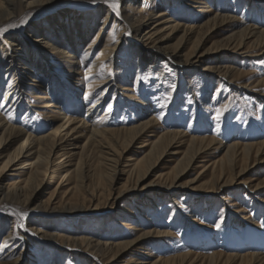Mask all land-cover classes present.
Here are the masks:
<instances>
[{"label":"rangeland","instance_id":"rangeland-1","mask_svg":"<svg viewBox=\"0 0 264 264\" xmlns=\"http://www.w3.org/2000/svg\"><path fill=\"white\" fill-rule=\"evenodd\" d=\"M165 2L166 5L164 6L162 0H119V11L122 8H130L135 13L149 18L151 12H157L155 15H158V11L161 9L166 14L162 16L163 19L161 18V21L157 24L158 26H165L164 24L161 25V22L169 16L181 23H193L198 21L201 16L205 17L203 21L206 20L207 17L212 16L218 10L223 14L226 12L236 14L238 17H242L246 24L264 27V0L259 5H255L256 2L252 5L247 0H207V4L210 6L208 9H211L209 12L201 10L203 7L200 3H196V0H192L191 4L189 3L191 6L197 5L194 9H190L187 4L180 3L178 0H165ZM14 4L16 9L14 10L13 18L3 28H7L10 24L19 26L8 28V31L3 36H0V44L4 47L0 48V112H4L1 100L5 97V86H10L11 84L8 62L14 56L17 60H28L30 57L26 53L33 49L31 46L25 49L29 44L36 49H39V46L45 47L44 44H41L44 42H33L36 34H39V30H41L49 39L47 42L54 44L57 48L52 51L51 62L49 59L46 61V58L45 61L62 82H68L69 87H72H66L62 82L59 84L60 86L52 84L47 91L49 97L56 102L57 106L66 115L89 119L90 114L86 112L87 106L92 104V102H97L101 92H104V88L101 86L94 93L88 94L91 98L85 101L87 94L86 82L83 77L86 74L83 71L90 61L98 57L106 39L109 38L111 41L117 42L119 38H122L123 43L117 52L118 60L112 68L113 77L119 92L116 91L117 94H113L115 91L112 89L106 91L105 102L99 110L95 109V113L93 112L95 120L105 119L110 126H129V124L136 123L144 113L138 108L140 102L145 104L153 103L154 105L168 108L165 116L158 121L165 129H179L188 135L214 136L216 139L227 140L228 142L233 138H236L235 140H243V142L264 139V101L260 98V94L264 92L261 86L256 84L259 78L264 77V59L257 62V60L249 56V53H240L241 51L236 53L224 48L215 53H207L204 57L205 65L231 64L235 68L246 72L245 77L241 78L237 83L223 82V87L216 91V84L219 81L217 79V69L210 71L208 75L204 74V70L190 73V69H186L182 74H179L175 70L176 64H172V69L166 73L167 79L157 75L156 70H149L143 68V66H141L143 69L138 71L137 68L140 66L136 63L138 61L137 53L128 44L137 42L136 37L139 33L136 34V31L128 26L121 15L115 14L114 9L108 13L109 4H105L107 7L101 8H99L100 2L92 3V0H54L44 4L34 3L30 6H27V0H17ZM206 14H209V16ZM25 17H27V23L21 25L20 21ZM156 18L160 19L157 16L151 20L156 21ZM104 20H106L105 24ZM85 24H92V30L81 41L78 48L79 51L75 52L77 61H81L83 64L79 72L72 74L71 79L67 75L69 82L64 77V74H67L68 71L67 66L64 64L67 58L63 50L69 51V53L74 52V50L68 44L62 46L61 43H69L66 40L71 36L69 34L71 30L73 28L76 29L79 25L85 26ZM112 26L116 28L114 37L112 35ZM101 27H103V35H100L98 40H96L97 33ZM214 29V32L209 34L210 36L207 38L203 50L213 43L224 42L222 40L223 37L230 33L233 28L217 26ZM205 30L208 31V28ZM129 32L131 35L127 34ZM164 32L168 33L170 31L166 30ZM203 32L200 31V33ZM159 33H163V31ZM12 34L15 35V38H10ZM170 35L173 34L171 33ZM195 36L194 34L193 39ZM166 37H168V34ZM180 37H182L181 32L174 34L171 39L166 41L165 46L169 48L176 47ZM16 38L22 41L17 42L20 45H13L15 42H12V40ZM80 38H82L80 31L79 33L75 32L73 40H80ZM61 39L62 42L59 43ZM126 39H129V43L124 42ZM193 39L184 40L181 43L183 54L190 53ZM23 40L26 41V44H23ZM96 42H98L97 45L91 46L92 43ZM18 48L21 49V53L17 52ZM82 55L87 58L85 62L80 59ZM17 60H15V63ZM162 62L160 61V63ZM34 63L36 64V62ZM177 68L179 67L177 66ZM182 69L184 70L185 68ZM254 72L256 73L254 74ZM29 76L32 77V75ZM21 77L24 78L26 86L24 92L25 101L23 100L21 109L13 113V121L16 125L26 128L25 130H28V132L32 131L30 133L39 135L46 130H50L51 125L49 126L48 124L50 121L53 125L57 124L56 121L52 120L51 115L56 113L52 111L57 110L58 107L49 109V111L51 110L50 116L44 113L43 110L41 111L38 106L40 103L39 99L29 96L31 91H35L36 94L40 95V93H37L39 91L38 86H33L34 81L30 80V78H26L24 75H21ZM54 77L52 75V78ZM244 82L249 86L248 89L245 88L243 90L238 88V86L234 87L235 84L240 85L244 84ZM125 84L131 87L132 90L122 89ZM170 89L175 91L173 96H169ZM112 101L116 102L113 106L114 108L112 107V112L104 114L107 106L111 107L109 103ZM224 105H227V108L222 112L220 118L217 119V109ZM25 107L27 110L23 109ZM150 115L151 112H148L147 117ZM236 131L240 133L238 136ZM150 133L152 136L146 137L148 143L154 135V132ZM80 142H83L82 138ZM143 142V139L139 140L130 150L125 152L120 168L127 167L126 165L146 153L149 146L139 147ZM212 153L211 155H213ZM217 154L218 152L214 153V155ZM180 155L176 154L175 157L179 158ZM128 157H131V159L125 163ZM210 159L211 156L197 161L195 166L188 170L189 172L185 174L182 181L185 183L191 181L189 184L191 187L199 186L208 181ZM64 160L66 163L62 166L61 174L59 175L57 170L56 176L50 178L49 183L40 189L37 202L48 200L50 194L53 193L55 187L62 179L66 171L65 167L72 168L73 163H75V158H65ZM95 163L94 161L91 162L92 170L96 168ZM174 164L175 162L165 158L160 162V166L157 169L155 168V172L148 174L142 179L141 183L158 182L160 175L169 171ZM203 165L208 167L204 168ZM28 168L29 166L27 165L24 170L29 171ZM5 173L8 175L5 176ZM25 176L22 171L12 167V170L3 172L2 185L23 180ZM126 176V172H121L114 186L113 193L125 183ZM252 177L262 178L264 173L261 175L255 174ZM72 183V181H64L62 188L60 187L56 192V200L62 199L69 186L73 185ZM189 185L175 189L174 194L166 198L162 196L163 188L156 190L150 188L145 195L143 194V197L138 196V194L135 195L137 192L133 191V193L120 198L116 202H113L112 198L110 202H105V196H101V200H104L102 206L111 207L105 214L89 211L86 214L67 215L65 211H60V214L53 216L52 220L50 219L51 221L47 224L38 222V218L32 221L29 215L26 217L17 216L16 213L7 207L5 202H2L0 204V261L3 259V255L9 251V247H11L4 244L3 238L4 234L11 229L18 235L15 248L26 251L24 260L28 264H92L90 261H86V258H90L89 255L85 254L82 260L79 256L60 251V247L54 245V240H46V238H49L39 235L33 228L41 226H43L42 228H47L49 232L78 233L98 236L106 240L118 239V237L130 239L151 229L153 231L152 234L143 236L144 238H141L139 242L133 244L119 256L118 264H151L152 262L156 263V261H158L157 264H161L159 259L168 258L183 252L204 255L213 252L264 254V234H262L264 233V203L259 202L260 197L264 199V191L263 193L261 192L259 197V194H253V191L247 185L241 191L235 190V187L227 186L226 191L219 194V197L207 207L203 201H198L195 204L191 203V197L193 196L192 191L188 188L190 187ZM209 195L207 194V196ZM86 205H92L88 198ZM26 208L30 209L32 205ZM245 209L247 212H244ZM232 211H235L232 214L233 216L235 215L234 218L228 217ZM41 212L43 211L41 210ZM110 212L114 213V215H108ZM14 214L16 217H13ZM191 216L197 218V220L190 222L191 218L189 217ZM80 218L85 222H79ZM123 223L125 224L123 225ZM21 224L23 227L20 226ZM217 224L220 226L216 227ZM165 230L170 233H158ZM52 249H56L55 252H52ZM199 259L194 261L195 263L189 262L187 264H202Z\"/></svg>","mask_w":264,"mask_h":264},{"label":"bare ground","instance_id":"bare-ground-1","mask_svg":"<svg viewBox=\"0 0 264 264\" xmlns=\"http://www.w3.org/2000/svg\"><path fill=\"white\" fill-rule=\"evenodd\" d=\"M51 1L54 0H27V6L34 3H49ZM191 1L192 0H178L180 3L187 4L190 9H194L197 5H189ZM247 1L252 5L254 2H256L255 5H259L263 2V0ZM14 2L16 3L17 0H0V27L8 25L13 18V14L15 13L14 10L16 9ZM97 2L101 3L99 8L105 7V4H109L108 10L106 9L108 13L113 10L111 0H97ZM162 3H164V6L166 5L165 0H162ZM196 3H200L203 7L201 10H207V12L211 10L208 9L210 6L207 4V0H196ZM114 13L117 14L115 9ZM155 14H157V12H151V16L147 18L145 15L135 13V11L130 8H122L121 11H119V15L122 16L128 26L133 28L136 34L139 33L136 37L137 42L128 44L131 48L135 49L137 53L138 61H136V63L140 66L137 68L138 71L143 68L156 70L157 75L167 79L166 73L170 72L172 64H176L175 70L179 74H182L186 69H190V73L197 70H204V74L208 75L210 71L217 69V79L219 81L216 84L215 90L218 91L219 88L223 87V82L237 83V81L245 77L246 72L242 69L235 68L231 64L216 66L205 65L204 57L207 53H215L221 48H224L236 53L240 51V53H249V56L257 60V62L264 59V27L246 24L242 17H238L236 14L227 12L223 14L216 10L210 17H207L209 14H206V20L203 21L205 17L201 16L198 21L193 23H181L169 16L168 18H164L161 22V25L164 24L165 26H158L157 23L161 21L162 16H165L164 14L166 13L160 9L158 15ZM157 16L160 19L156 18V21L151 20ZM105 23L106 20H104V24ZM217 26L232 27L233 29L223 37L222 40L224 42L213 43L203 50L204 45H206V40L210 36L209 34H212L215 30L214 28ZM207 28L208 31L205 30ZM102 29L103 27L98 31L96 40H98L100 35H103ZM91 30L92 24H85V26L79 25L76 29L73 28L69 34L75 37V32L79 33L80 31L82 35L80 40L74 41V37L67 36L70 40L67 39L66 41L69 43L62 44V39L59 40L60 42L58 41L62 46L68 44L74 50V52L70 51L73 54L63 50L67 58L64 64L67 66L68 71L67 74H64L65 80H68V77L71 79L74 72H79L81 70L83 62L77 61L75 52L79 51L78 48L81 41L90 34ZM166 30L170 32H164ZM162 31L164 35H162L163 33H159ZM200 31L204 32L200 33ZM178 32H181L182 37H180L177 46L173 48L166 47V41L171 39V37ZM38 33L39 34H36L33 42H44L41 44H44L45 47L39 46V49H36L33 45L29 44L25 49H28L30 46L33 49L26 53L29 54L30 57L28 60H17L14 56L8 62L11 84L10 86H5V97L1 100L4 112H0V204L5 202L7 207L16 213L17 216L25 212L31 217L32 221L38 218V222L42 224L49 223L53 216L60 214V211H65L67 215L86 214L89 211L105 214L111 207L107 205L102 206L104 200H101V196H105V202H110L111 198L113 202H116L120 198L133 193V191L137 192L135 195L138 194V196L143 197L150 188H153V190L163 188L162 196L164 198L171 197L175 189L187 187L191 183V181H187L186 183L182 181L185 174L189 172L188 170L195 166V163L201 158L209 156H211V159L208 164V170L210 171L208 181L199 186L191 187V185H189L190 187H188L190 191H192V204L203 201L204 205L208 207L211 202H214V200L219 197V194L226 191L227 186L235 187V190L241 191L247 185L250 190L253 191V194H259L258 196L260 197L261 192L263 193L264 177L257 178L252 177V175H261L264 173V139L243 142V140H235L236 138H233L228 142L227 140L216 139L214 136L188 135L179 129H165L158 121L165 116L168 108H163L153 103H148V105L144 102H140L138 108L144 113L136 123L129 124V126H110L105 119L100 121L94 119L95 109L99 110L101 105L105 102L107 97L105 94L106 91L112 89L115 91L113 94H117L116 91H118V89L113 77L112 68L118 60L117 52L123 43L122 38H119L117 42L111 41L109 38L106 39L98 57L90 61L83 71L84 74H86L83 77L86 82L87 95L85 96V101L91 98L88 94L94 93L95 90L99 89L101 86L104 88V92H101L97 102H92V104L87 106L86 112L90 114L88 117L89 119L75 117V115H66L65 112L61 111V108L57 106L56 102L49 97L47 92L52 84L59 85L62 82L61 79L57 77L56 73H53L51 67L46 62L48 59L51 62L53 56L52 51L57 48L54 44L47 42L49 39L41 30H39ZM171 33L173 35H170ZM167 34L168 37H166ZM194 34L196 36L193 39ZM10 38H15V35H10ZM192 39L193 45L190 53L183 54L181 43L184 40ZM25 40L27 41V39ZM18 41L21 40L19 38L13 39L12 42H15L13 45H20L17 44ZM26 41L23 40V44H26ZM77 42L79 43L78 45ZM124 42L129 43V39L124 40ZM97 44L98 42L92 43L91 46ZM0 48L4 47L0 44ZM18 49L17 52L21 53V49ZM80 59L85 62L87 58L85 55H82ZM15 60H17L16 63ZM160 61L163 62L160 63ZM34 62H36V64ZM104 65L106 66L105 68ZM141 66H143V68H141ZM177 66L179 68H177ZM182 68L185 69L183 70ZM255 73L256 72H254V74ZM21 75L34 81L33 86H38L39 91L37 93H40V95L36 94L35 91H31V93H35L36 95L30 93L29 96L39 99L40 103L38 106L41 111L43 110L44 113L50 116L49 113L51 110L49 111V109L58 107L57 110L52 111L56 113L51 115L52 120L56 121L57 124L53 125L50 121L48 123L49 126L51 125L50 130H46L39 135L37 133H30L32 132L30 130V132H28V130H25L26 128L16 125L13 121V113L21 109V104L23 100L25 101L24 92L26 86L24 78L21 77ZM29 75H32V77ZM52 75H54L56 79L52 78ZM86 78H88V80H86ZM67 83L62 82L66 87H69ZM256 84L261 86L264 92V77L259 78ZM236 86L243 90L249 87L245 82L240 85L235 84L234 87L236 88ZM122 89L132 90V88L126 84ZM174 92V89H170L169 96H173ZM260 96L264 101V93L260 94ZM115 103L116 102L113 101L109 103L111 107L107 106L104 111L106 113L104 114H108ZM197 105H199V103H197ZM23 109L27 110L26 107ZM148 112H151L149 117H147ZM150 132H154V135L148 143L146 137L152 136ZM236 133L237 136L240 134L237 131ZM81 138L83 139L82 143L80 142ZM141 139H143L144 142L139 147L149 146V149L143 156L126 165L127 167L124 166L120 168L125 152L130 150ZM212 152H218V154L214 155ZM211 153L213 155H211ZM174 154L181 155L179 158H176ZM65 158H75V163L72 165L73 167H65L66 171L62 179L55 187L53 193L50 194L48 200L45 202H37L40 189L49 183L50 178L56 176L55 173L57 170L59 171V175L61 174L63 170L62 166L66 163L64 162ZM165 158L175 162L171 169L166 173H162L158 182L150 181L148 184H142V179L148 174H151L155 168L157 169V167L160 166V162ZM130 159L131 157H128L125 163ZM92 161L96 162V168L94 170H92ZM27 165L29 166V171L24 170ZM203 166L204 168L208 167L207 165ZM12 167H16V169L22 171L26 176L24 179L22 178L23 180L13 181L3 186V172L12 170ZM121 172H126V181L113 193L114 186ZM4 175L6 176L8 174L5 173ZM247 175L250 176L247 177ZM64 181H72L73 185L69 186L61 200H56V192L60 187L62 188ZM207 194L210 195L207 196ZM87 198L92 205H86ZM259 202L264 203V199L260 197ZM30 205H32V208H26ZM41 210L43 212H41ZM244 212H247L246 209ZM233 213H235V211H232L228 217L234 218L235 215L233 216ZM108 215H114V213L110 212ZM13 217H16L15 214ZM189 218H191L189 220L190 222L197 220V218L192 216ZM79 222L83 223L85 221L81 219ZM124 224L125 223H123V225ZM42 227L43 226L33 228L39 235L49 238H46V240H54V245L60 247V251L62 252H67L73 256H79L81 259L85 254L89 255L90 258H86V261L88 260L92 264H118L119 256L126 249L136 242H139L141 238H144L143 236L152 234L153 232L150 229L147 232L145 231L146 233L140 234L134 238L123 239L122 237H118V239L106 240L98 236L78 233L77 235L74 233L63 234L49 232L47 228L44 227V229ZM158 233L167 234L168 232L165 230L164 232ZM17 236V233L11 229L4 234V244L11 247H9V251L3 255L4 257L0 261V264H28L24 260L26 251L15 248ZM253 245L256 246L254 243ZM55 250L56 249H52L51 251L55 252ZM197 259L201 260L202 264H264V254L262 253L225 252H213L207 255L183 252L168 258H161L159 262L161 261V264H187ZM157 262L158 261H156V263L152 262L151 264H157Z\"/></svg>","mask_w":264,"mask_h":264},{"label":"snow or ice","instance_id":"snow-or-ice-1","mask_svg":"<svg viewBox=\"0 0 264 264\" xmlns=\"http://www.w3.org/2000/svg\"><path fill=\"white\" fill-rule=\"evenodd\" d=\"M96 2H97V0H92V3H96ZM111 6H112L113 9L116 10L117 15H119V0H111ZM25 23H27V17L21 19V21H20L21 25L25 24ZM18 26L19 25H17V24H10L7 28L0 27V36H3L4 33L8 31V28H15V27H18ZM115 31H116L115 26H112V35H113V37L115 36ZM127 34L131 35L130 32L127 33ZM226 108H227V105H224L221 108L217 109V119L220 118V115L222 114L223 111L226 110ZM20 215H21V217H26L27 213L22 212V213H20ZM20 226L23 227L22 224ZM219 226H220L219 224L216 225V227H219Z\"/></svg>","mask_w":264,"mask_h":264}]
</instances>
